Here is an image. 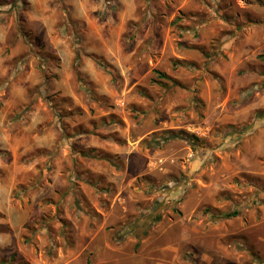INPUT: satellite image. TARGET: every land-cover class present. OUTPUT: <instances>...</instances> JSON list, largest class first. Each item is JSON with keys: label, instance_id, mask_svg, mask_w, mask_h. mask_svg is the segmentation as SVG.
I'll return each instance as SVG.
<instances>
[{"label": "rangeland", "instance_id": "rangeland-1", "mask_svg": "<svg viewBox=\"0 0 264 264\" xmlns=\"http://www.w3.org/2000/svg\"><path fill=\"white\" fill-rule=\"evenodd\" d=\"M263 53L264 0H0V264H264Z\"/></svg>", "mask_w": 264, "mask_h": 264}, {"label": "trees", "instance_id": "trees-1", "mask_svg": "<svg viewBox=\"0 0 264 264\" xmlns=\"http://www.w3.org/2000/svg\"><path fill=\"white\" fill-rule=\"evenodd\" d=\"M259 57H260V58H264V53L261 54ZM157 76H158L159 78H162V79H168V77H167L165 74H163V73H157ZM90 153H91V152H89V151H81V152H80V154H82V155H84V156H88ZM90 155H91V154H90ZM235 215H237V212H232V213H230V214H225V217H232V216H235Z\"/></svg>", "mask_w": 264, "mask_h": 264}]
</instances>
